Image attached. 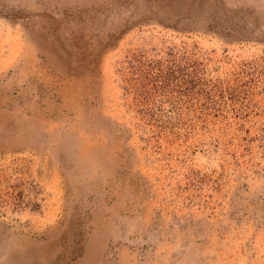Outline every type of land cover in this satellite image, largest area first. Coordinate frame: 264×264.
<instances>
[{
    "label": "rangeland",
    "instance_id": "1",
    "mask_svg": "<svg viewBox=\"0 0 264 264\" xmlns=\"http://www.w3.org/2000/svg\"><path fill=\"white\" fill-rule=\"evenodd\" d=\"M99 232L93 264H264V0H0V246Z\"/></svg>",
    "mask_w": 264,
    "mask_h": 264
},
{
    "label": "bare ground",
    "instance_id": "2",
    "mask_svg": "<svg viewBox=\"0 0 264 264\" xmlns=\"http://www.w3.org/2000/svg\"><path fill=\"white\" fill-rule=\"evenodd\" d=\"M105 233H95L85 246V251L80 259L75 264H93L102 251V246L105 240ZM4 248H3V247ZM0 246V264H36L43 262L50 253L49 246L47 247H32L29 253L22 254L20 259L14 258L8 247L3 244Z\"/></svg>",
    "mask_w": 264,
    "mask_h": 264
}]
</instances>
